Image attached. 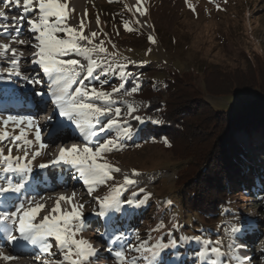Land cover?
Segmentation results:
<instances>
[{"label": "rangeland", "instance_id": "1", "mask_svg": "<svg viewBox=\"0 0 264 264\" xmlns=\"http://www.w3.org/2000/svg\"><path fill=\"white\" fill-rule=\"evenodd\" d=\"M67 6L68 24L79 29L83 21V35L92 40V44H88L87 40L80 43L89 48L102 46L105 49L104 52L91 53L90 58L95 60L97 65L93 77L102 76V73L107 71L110 73V76H107L108 83L94 85V81H87V87L94 86L111 92L113 87L122 82H139L144 79L160 90L162 100H165L164 80L169 72H176L180 76L178 95L172 97L169 103L172 105L179 101V96H183L189 100V109L200 113L204 110L203 119L210 111L221 113L222 116H233L242 106L258 98L255 91L224 97L220 94L224 91V80L213 76L212 73L205 77L202 71L206 67L215 66L225 77H240L249 68H264V0H143V5L131 0H67ZM0 7L3 5L0 4ZM137 8L141 11H137ZM22 9L16 8L14 13L6 10L8 22L10 23L13 16H17ZM142 12L144 14H141ZM25 22L22 34L26 32ZM125 23L130 31L125 30ZM9 31H12L11 27ZM92 33H96V36L92 37ZM2 35L7 37L6 33ZM149 37L154 43L149 41ZM0 43L10 44V47L15 49V46L21 44L12 42L10 38H0ZM243 51L251 55L252 62L242 56ZM9 53L11 58L12 54ZM29 53L31 52H24L23 56ZM79 60L86 69L88 57L81 56ZM2 61L0 58V62ZM3 69L4 67H0V71ZM121 72L126 73L123 80L120 78ZM21 94L25 95L23 92ZM111 99L124 103V108H120L121 121H127L124 126L133 129L134 124L131 123L141 124L133 118L135 116L141 117L143 123H150L152 127L157 124L152 121H158V118L147 114L146 103L127 95L124 90L114 93ZM128 105H132L137 111L128 115ZM205 105H208L210 110L204 107ZM170 110H173L172 106ZM7 115L0 114L4 117ZM197 120L198 118H193L188 121L187 127L194 126ZM210 129L212 128L208 127V130ZM21 130L24 131L25 139L34 137L35 130L26 125H0V134L7 133L8 137L19 135ZM133 132L132 130L131 134ZM99 135L98 139L96 137L93 140L95 144L104 139L120 137L117 146L105 154V161L120 169L119 172L111 174L114 179L105 185L97 186L89 195L87 186L79 178L77 170L76 175H68L73 182H79L74 192L81 201L73 200V204L84 205V222L88 223L85 224L86 227L89 226L76 238L88 240L97 252V256L91 258L90 264H117L114 252L109 251V248L124 251L128 261L131 262L135 258L136 264L167 261L165 254L171 250L177 251L175 257L179 260L188 261L190 264H209L212 259H221L211 254V247L221 248L224 253L223 264H264V143L260 146L258 139L250 142L243 131L236 134L234 141L246 154L250 171L255 174V178L250 179L246 174L242 188L231 193L220 217L207 225L198 215L185 211L178 202L182 187V184L178 183V177L180 178L188 163L184 160L189 151L186 150L185 134L184 137L176 136L173 151L172 145L165 140L148 138L144 142L136 143L115 128ZM19 142L21 141H16V144ZM10 147L12 151H17L12 142H0V149H3L4 153ZM204 148L201 144L192 152L198 154ZM33 166L31 163V167ZM2 168L0 165V169ZM133 170L139 175L133 176ZM31 176L26 175L25 182L28 180L32 184L26 187L28 190L20 196L21 199L30 191L38 192L45 188L40 175ZM55 176L63 178L65 173H57ZM125 176L135 180V184L122 191L120 207L109 210L103 217L96 215L99 211L96 198L103 197L112 187L122 184ZM0 177L10 176L0 173ZM140 189H143V192ZM134 193L137 194L135 197ZM35 195L37 196V193ZM36 198L39 204L42 203L41 198ZM129 199L138 200L140 206L124 203ZM20 202L18 199L17 205ZM13 204L9 203L0 211H11ZM142 208L145 211L140 214V218H132V215ZM118 213L120 216L130 213V217L124 216V220L117 223L115 220ZM113 222L117 223L118 229L113 228ZM233 228L239 231L234 233ZM117 235L124 238L111 245L109 237L114 238ZM181 237L185 239L181 241ZM194 237L200 238L196 250H193V245L188 242L192 239L197 243ZM3 238L1 244L6 242ZM170 239L177 242L176 246L162 250L155 258L144 259L140 253L128 250L129 244L137 245L141 241H147L151 246L158 241L167 244ZM217 241L220 243L217 244ZM50 245V251L58 253L61 258L59 260H62L56 242ZM0 250L6 255V250L1 247ZM201 251L205 252V256L199 255Z\"/></svg>", "mask_w": 264, "mask_h": 264}, {"label": "snow or ice", "instance_id": "2", "mask_svg": "<svg viewBox=\"0 0 264 264\" xmlns=\"http://www.w3.org/2000/svg\"><path fill=\"white\" fill-rule=\"evenodd\" d=\"M137 3L140 4L141 0H137ZM0 4L3 5V7H0V38H10L12 42L23 44L24 41L19 37L22 35L24 22L26 21L28 32L32 34L30 37L32 48L35 49L30 63L38 66L39 69L35 77L27 78L28 82L43 87L46 80L49 88L48 94L55 110L59 112L62 118L74 125L85 140L82 148L76 144H73L70 148L61 146L59 154L51 163H62L75 168L79 172V178L87 186L88 194L91 195L97 186L105 185L109 180L114 179L112 173L120 171L119 168L109 165L105 161V154L117 146L120 137L97 141L94 147L89 146L91 138L97 137L99 133L109 132L114 128L118 129L123 136L131 134V127L124 126L127 121H121L120 119L121 109L119 107L113 109L111 98L114 93L121 90H124L127 95H132L138 92L140 85L137 83L131 90H127L122 82L113 87L111 92L97 89L94 86H85V81L93 77L97 66L96 61L90 58V54L96 51L104 52L105 49L102 46L89 48L80 43L87 40L88 44H92V40L83 35V21H81L79 29L68 24L69 9L67 0H23L22 11L19 16H13L10 23L7 20L8 12L6 10L11 6L20 8L21 0H0ZM137 11H141V9L137 8ZM29 13L36 18L33 19ZM97 24H99L98 18ZM10 27L11 32L9 31ZM125 30H131L128 28L127 23H125ZM3 33H6L7 37L3 36ZM60 33L64 35L61 36ZM91 36L95 37L96 33H92ZM149 41L154 43L151 37H149ZM9 52L12 54L10 67L4 69V71L10 76H19L21 72L19 70L20 60L17 57V49L11 48L10 44L0 43V56H7ZM20 56H23L22 52ZM72 56L88 57L86 69L79 59L72 58ZM41 72L43 73L42 77L40 76ZM125 75L126 73H120L121 80ZM81 76L82 78H80ZM74 85L76 86L74 87ZM36 95L41 96L43 93L37 91ZM134 111H137L135 107L132 105L127 106L128 115H131ZM133 118L141 123L144 122L139 116ZM50 119L51 117H49ZM159 122L157 120L152 121L154 124ZM9 123L16 127L26 125L34 129L35 144L39 146V149L49 147L48 144L42 141V129L38 120L33 116H0V125L7 126ZM8 138L7 133L0 134V142ZM11 140L17 151L20 150V146L16 144V141L23 140L28 145L33 143L25 139L23 130L19 135L11 137ZM40 154V151L36 150L29 159L27 151L22 157H13L11 147L8 149L7 155H4L3 149H0L2 171L18 174L21 177L18 182L9 181L5 186L0 187V194L20 193L25 188L26 174L31 173L33 170L31 161L35 160ZM39 167L44 169L48 165L42 163ZM132 175L138 176L139 173L133 170ZM133 184H135V180L125 176L122 184L112 187L103 197H97L96 202L99 205V211L96 215L103 217L109 210L118 209L121 205L120 195L122 191L127 190V186ZM140 191L143 192V189H140ZM136 195V193L133 194L134 197ZM74 198L75 192L69 197L63 195L58 197L55 206L38 223L34 221H36L45 205L39 204L35 200L21 202L12 211H0V224L5 225L3 231L7 234L8 243L25 242L32 246L40 245L43 252L54 255L50 251L51 245L47 243L48 238H54L63 259L54 261L53 264H86V262L90 264L91 258L97 256V252L88 240L76 238L80 232L85 230L86 225L83 217L84 205H74ZM61 201L69 204L71 211L62 209L60 206ZM8 203L7 200L3 201L5 207L8 206ZM124 203L129 206H140V202L136 199H129ZM13 231L18 235H13ZM232 231L235 233L239 229L233 228ZM123 238L122 235H117L114 238L109 237V243L115 245ZM184 239L181 237V241ZM193 239L197 243L200 242L199 237ZM176 243L175 240L170 239L167 244L158 241L149 246L147 241H141L137 245L129 244L128 250L140 253L144 259H149L159 256L164 249L175 247ZM219 243L217 241V244ZM109 251L114 252L117 264H136V259L133 258L129 262L122 250L109 248ZM210 252L214 257H221L219 260L212 259L210 264H223L224 253L220 247H211ZM199 255L203 257L205 252L201 251ZM0 259L9 261L16 259V257L3 255L2 250H0ZM45 264H49V262L45 261Z\"/></svg>", "mask_w": 264, "mask_h": 264}, {"label": "trees", "instance_id": "3", "mask_svg": "<svg viewBox=\"0 0 264 264\" xmlns=\"http://www.w3.org/2000/svg\"><path fill=\"white\" fill-rule=\"evenodd\" d=\"M241 54L252 62L249 53L243 51ZM260 68L258 70L253 67L249 68L240 77H225L221 75L223 72L220 73L215 66L204 68L202 74L205 77L212 73L213 76L224 80V91L220 93L222 96H232L248 91H255L258 95L254 102L245 104L233 116H222L221 113L210 111L205 119L202 114V112L205 113L204 110L202 109L200 113V111L189 109V100L187 101L183 96H179L178 102L175 101L172 105L169 103L172 97L178 95L180 76L176 72H169L168 77L164 80L165 100H162L161 91L154 88L149 81L143 79L139 82L134 80L124 82L127 90H131L137 83L140 85L138 92L132 96L145 102L147 114L155 115L160 121L153 127L150 123H131L134 124L132 126L134 132L128 136L130 140L136 143L144 142L148 138L165 140L172 145L173 151V142H175L176 136L183 135L184 137L186 135V150L189 151L184 160L188 163L182 170L183 176L178 177V183L182 184L178 202L185 211L198 215L207 225L220 217L230 200L231 193L242 188L246 174L250 179L255 178V174L250 171L246 154L242 151L241 146L234 141V138L238 132L243 131L250 142L253 143L258 139L257 142L260 143V146L261 143H264V74H262L264 68ZM102 74V76L95 75L91 80L89 78L85 83L87 81H94V85L108 83L107 76L109 77L110 73L105 71ZM170 106L173 110H170ZM204 107H208V105ZM193 118H198L194 123L197 130L194 126L187 127L188 121ZM208 127L212 129L208 130ZM201 144L205 146L201 153L192 152ZM144 211L143 208L138 210L132 215V218L139 219L140 214ZM124 216L129 218L130 213H123V216L118 213L115 222L123 221ZM187 220L192 221V219ZM115 222H113V228L118 229L119 226H116ZM188 242L193 245V250L199 246L192 239H189ZM176 254L177 251L171 250L165 254L168 262L163 260V262L154 264H190L188 261L179 260L175 257Z\"/></svg>", "mask_w": 264, "mask_h": 264}, {"label": "bare ground", "instance_id": "4", "mask_svg": "<svg viewBox=\"0 0 264 264\" xmlns=\"http://www.w3.org/2000/svg\"><path fill=\"white\" fill-rule=\"evenodd\" d=\"M133 2H137V0H131ZM138 4V3H137ZM139 5H143V0H141V3ZM21 8H23V0L21 1ZM9 12L14 13L16 12L15 7H10L7 9ZM20 11V10H19ZM20 12L17 13V16H19ZM30 16H32L31 13H29ZM33 19H35V16H32ZM25 26H27V23L25 22ZM31 33L26 31L23 33L19 39H22L24 41L23 44H18L15 46L17 48V57L20 60L19 63V70L21 72V75L19 76H10L4 69H7L10 67V59L9 54L7 56H0L2 58V62H0V67H4L3 70L0 71V102L6 101V106H13L15 104L17 99H20L24 96L30 97V100L33 104H35V107H27L26 111L29 113H33L35 116H39L40 118H44L45 121L40 126L42 129V141L49 145V147L44 149H39V146L35 144V135L32 139H26L30 140L33 143L31 145H28L24 143V141H21L18 143L20 146L19 151H12V156L22 157L25 153V151L29 154V159H31V154L39 150L40 155H38L35 160H32L31 163L34 164V168L32 167V172L26 175H32L35 174L40 175L43 178V183L46 185L47 189L38 190L37 196L31 195L25 198L24 200H21V202H26L27 200H35L37 201L36 197L41 198L42 203L45 205L44 209L39 213V215L36 218V223H38L45 215H47L51 209L55 206L56 200L61 195L69 197L72 196L74 193V190H76V187L78 188L79 182L78 181H72L68 175H76V169L64 164H52L51 161H53L56 156L59 154V149L61 146L65 148H70L73 144H76L78 147H83L85 144L84 138L79 134L74 125H71L69 121L64 119V124L56 123L52 126L53 116L49 113V105L51 103V99L49 98V88L47 87V82L45 80L44 86L41 85H33L28 82L27 78L35 77L37 71H39L38 66L32 65L31 59L32 55H26V56H20L19 53H24L27 51H30L33 53L35 51L34 48H32V42L30 41ZM61 36L63 34L60 33ZM72 58L80 59V57L72 56ZM40 76H43V73H40ZM9 78L11 80H9ZM76 85H74L75 87ZM41 91L43 95L37 96L36 92ZM24 93L25 95H22L21 93ZM50 99V100H49ZM26 102L27 99H24ZM113 101V100H112ZM12 102V103H11ZM121 102V101H120ZM99 103V102H97ZM113 109L116 107H119L121 109L124 108V103H119V101L115 100L112 104ZM0 114H7L4 112H0ZM114 115V113H113ZM49 117L51 119L49 120ZM104 119V118H101ZM120 119H122V112L120 113ZM106 122V120H105ZM70 129H67V126ZM10 136L8 139H5V142L7 144H10L12 142ZM100 137L97 136V139ZM102 137V136H101ZM96 138V137H95ZM95 138H92L91 143L89 146H95V143L93 140ZM101 139V138H100ZM97 143V142H96ZM8 151L4 153V155H7ZM51 154H54L56 156H52ZM104 162V161H101ZM47 164L48 167L41 169L39 167L40 164ZM69 166V167H68ZM0 173H4L2 169H0ZM57 173H65V176L63 178H57L55 174ZM9 178H2L0 177V187L5 186L9 181L12 182H18L20 180V176L18 174L14 173H7ZM53 174V175H52ZM31 176V177H32ZM42 181V180H41ZM72 182V183H71ZM32 184V182H31ZM30 184V181L26 180L25 182V188L21 190L25 191L26 187H28ZM70 186V187H69ZM36 191H34L35 193ZM52 193V194H49ZM4 194H0L2 196ZM18 196H14L12 199L13 206L11 208V211L15 209V206L17 205V199ZM75 201L80 202V198L77 197L75 194ZM20 202V203H21ZM38 202V201H37ZM61 208L66 211H71V206L67 204L64 201H61ZM86 225L88 223H85ZM2 229L0 230V247L5 251L6 255H11L16 257V259L5 261L3 259H0V264H45V261H48L49 264H53L54 261H60V256L58 253H53L54 255H48L45 252H42L35 247H33L30 244H27L25 242H20V246L16 249H12L13 246L10 247L8 241H6L4 244H1L2 238H7V234L3 231L5 225L2 224ZM13 234L18 235L15 231H13ZM3 238V239H4ZM51 244L55 243L56 241L54 238H48L47 240ZM11 249H10V248Z\"/></svg>", "mask_w": 264, "mask_h": 264}]
</instances>
